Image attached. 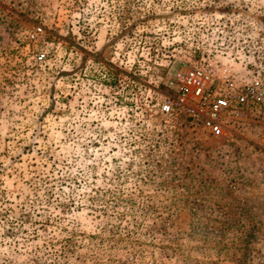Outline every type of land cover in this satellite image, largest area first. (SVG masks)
<instances>
[{
	"label": "rangeland",
	"instance_id": "1",
	"mask_svg": "<svg viewBox=\"0 0 264 264\" xmlns=\"http://www.w3.org/2000/svg\"><path fill=\"white\" fill-rule=\"evenodd\" d=\"M227 62L264 76V0H0V264H264V122L159 110Z\"/></svg>",
	"mask_w": 264,
	"mask_h": 264
},
{
	"label": "built area",
	"instance_id": "2",
	"mask_svg": "<svg viewBox=\"0 0 264 264\" xmlns=\"http://www.w3.org/2000/svg\"><path fill=\"white\" fill-rule=\"evenodd\" d=\"M43 34L37 24L28 32V41H40ZM45 57L43 51L36 53L38 60ZM249 78L234 74L230 62L189 66L179 73L176 91L164 96L159 110L164 116L182 117L207 135L229 136L251 121L264 122V76Z\"/></svg>",
	"mask_w": 264,
	"mask_h": 264
}]
</instances>
